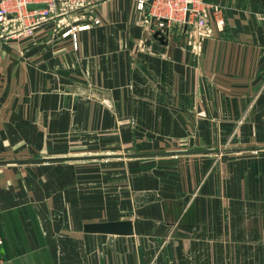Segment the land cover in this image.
Segmentation results:
<instances>
[{
    "label": "crops",
    "instance_id": "1",
    "mask_svg": "<svg viewBox=\"0 0 264 264\" xmlns=\"http://www.w3.org/2000/svg\"><path fill=\"white\" fill-rule=\"evenodd\" d=\"M207 1L224 24L199 55L178 22L139 48L136 0L0 36V264H235L254 247L264 264V0ZM84 22L75 48L62 32ZM122 219L133 234L84 231Z\"/></svg>",
    "mask_w": 264,
    "mask_h": 264
},
{
    "label": "built area",
    "instance_id": "2",
    "mask_svg": "<svg viewBox=\"0 0 264 264\" xmlns=\"http://www.w3.org/2000/svg\"><path fill=\"white\" fill-rule=\"evenodd\" d=\"M148 0H138V8L143 9ZM151 1V17L158 21L159 27H164L165 22L178 20L190 25L191 30L187 36V45L192 52L200 54L203 41L212 34L209 11H213L220 23L224 22L222 6L207 0H149ZM86 0H0V36L16 35L23 33L32 35L36 27L43 21L71 15L73 21L79 20L77 11L86 5ZM31 4H44L43 8H30ZM74 15V16H73ZM93 23L101 22L100 18L93 17ZM150 22L151 19H146ZM68 24V23H67ZM91 23L68 24L62 32L63 36L71 35L74 47H78V31L89 29ZM149 35L151 32H148ZM148 36L141 40L145 43ZM0 239V243H1Z\"/></svg>",
    "mask_w": 264,
    "mask_h": 264
},
{
    "label": "rangeland",
    "instance_id": "3",
    "mask_svg": "<svg viewBox=\"0 0 264 264\" xmlns=\"http://www.w3.org/2000/svg\"><path fill=\"white\" fill-rule=\"evenodd\" d=\"M88 0H86V2H87ZM210 2V1H209ZM136 3H137V5H138V0H136ZM150 3H151V1H146L145 2V7L143 8V9H140V8H138V6H137V8L139 9V10H141L143 13H144V16H143V23H144V28H145V31H146V35L144 36V37H142L139 41H138V47L139 48H150V46H148L147 45V42H148V40L151 38V37H153L154 35H157V37L158 36H162V37H164L166 34H167V31H169V28H170V25H171V23H173V22H178V23H180L181 25H183V28H184V31H185V33H186V41H185V47L188 49V50H190L191 51V49H190V45H187V36H188V33H189V31L191 30V27H190V25H187V24H184L183 22H181V21H178V20H174V21H171V22H168L167 23V21L165 22V26L164 27H159L158 25H157V22L158 21H156V20H154L152 17H151V15H150V11H151V5H150ZM212 3H214V2H212ZM81 10V9H80ZM77 13H78V11H77ZM209 17H210V25H211V28H212V34L209 36V37H206L205 39H204V41H203V48H204V44H205V42H206V40L208 39V38H210L212 35H213V33H214V29H213V24H212V22L213 21H215L217 24H219L220 23V21H218V19H217V16L215 15V13L213 12V11H209ZM151 19V21L150 22H147L146 21V19ZM220 24H224V22L223 23H220ZM148 32H151V34L149 35V33ZM146 36H148V40L145 42V43H142L141 42V40L142 39H144ZM74 45V44H73ZM203 48H202V50H203ZM192 52V51H191ZM192 53H194V52H192ZM201 53H202V51H201ZM200 53V54H201ZM194 54H196V53H194ZM197 55H199V54H197ZM251 219H248V218H240V217H238L237 218V223H238V226L241 224V225H243V223H246V221H247V223L250 221ZM227 222H228V220H227ZM261 234L259 233V234H254L253 233V237H252V235H250V234H247V235H243V234H239L238 233V236H236L235 237V240L236 241H238V243H242V242H244V241H249V240H253V242L254 243H260L261 242ZM242 241V242H241ZM201 259H203L204 258V255H206L207 256V253L205 252V253H203L202 251H201ZM204 254V255H203ZM235 254H236V256H235V264H261V256H262V249H259L258 247H254L253 249L252 248H250V249H247V250H245L244 248H242V249H237V250H235ZM198 256V255H197ZM196 259V257H192L191 258V260H195ZM155 264H157V263H155Z\"/></svg>",
    "mask_w": 264,
    "mask_h": 264
},
{
    "label": "water",
    "instance_id": "4",
    "mask_svg": "<svg viewBox=\"0 0 264 264\" xmlns=\"http://www.w3.org/2000/svg\"><path fill=\"white\" fill-rule=\"evenodd\" d=\"M44 4H31L30 8H43ZM107 156V155H103ZM68 158V157H64ZM43 159V160H50ZM59 159V158H52ZM84 231L88 233H104V234H116V235H131L134 233V226L131 219L113 220V221H98L88 222L84 224Z\"/></svg>",
    "mask_w": 264,
    "mask_h": 264
}]
</instances>
